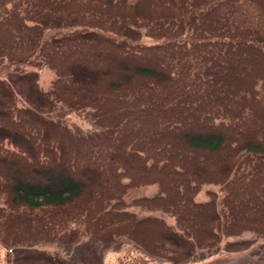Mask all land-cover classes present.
<instances>
[{"label": "trees", "instance_id": "1", "mask_svg": "<svg viewBox=\"0 0 264 264\" xmlns=\"http://www.w3.org/2000/svg\"><path fill=\"white\" fill-rule=\"evenodd\" d=\"M0 62L55 72L48 89L36 69L0 76L12 264H83L36 240L122 236L179 263L264 235V0H0ZM56 101L98 128L52 115ZM144 183L157 189L126 197ZM83 258L102 264L95 247Z\"/></svg>", "mask_w": 264, "mask_h": 264}, {"label": "rangeland", "instance_id": "2", "mask_svg": "<svg viewBox=\"0 0 264 264\" xmlns=\"http://www.w3.org/2000/svg\"><path fill=\"white\" fill-rule=\"evenodd\" d=\"M3 64L0 62V76H6L14 73L17 70L36 69L39 74V81L44 89H48L52 78L55 76L54 70L46 64L35 63H12ZM18 65V67L16 66ZM54 116H59L68 122L71 126L82 129L83 131L98 128L97 123L91 116L88 109H78L69 106L61 101H56L54 109L51 112ZM215 183H204L197 194V198L203 199L208 197L207 189L217 187ZM157 189L156 183H144L136 185L129 189L126 197L130 199L135 195L151 194ZM137 210L139 215L155 212L153 210H142L136 206H130ZM167 216V215H166ZM167 218L172 221L171 216ZM238 237H254V241L246 248L230 250L223 246L217 247H198L197 252L190 259L173 263L172 261L156 257L142 251L131 240L119 236L113 241L107 243L99 239H94L91 236H84L78 241L67 243L59 240H36L26 242L25 247L33 249H43L47 252L59 254L66 257L69 261H78L83 264L88 262L83 256H89L90 248L95 247L102 255V264H264V235H261L252 230H244L239 234L228 235L227 239ZM24 245L10 248L0 243V264H12L9 259L11 251L19 250ZM24 247V248H25ZM90 261V259L88 258Z\"/></svg>", "mask_w": 264, "mask_h": 264}]
</instances>
